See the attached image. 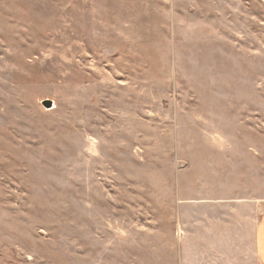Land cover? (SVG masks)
<instances>
[{
  "label": "rangeland",
  "instance_id": "374dc122",
  "mask_svg": "<svg viewBox=\"0 0 264 264\" xmlns=\"http://www.w3.org/2000/svg\"><path fill=\"white\" fill-rule=\"evenodd\" d=\"M224 152L264 199V0H0V264H176Z\"/></svg>",
  "mask_w": 264,
  "mask_h": 264
},
{
  "label": "crops",
  "instance_id": "0c3cea01",
  "mask_svg": "<svg viewBox=\"0 0 264 264\" xmlns=\"http://www.w3.org/2000/svg\"><path fill=\"white\" fill-rule=\"evenodd\" d=\"M224 153L221 173L201 182L199 197L178 184L176 264H264V199L243 173L249 168Z\"/></svg>",
  "mask_w": 264,
  "mask_h": 264
},
{
  "label": "water",
  "instance_id": "95a60500",
  "mask_svg": "<svg viewBox=\"0 0 264 264\" xmlns=\"http://www.w3.org/2000/svg\"><path fill=\"white\" fill-rule=\"evenodd\" d=\"M43 106L46 108V109H51L53 106H54V103L52 100L50 99H46L42 102Z\"/></svg>",
  "mask_w": 264,
  "mask_h": 264
}]
</instances>
